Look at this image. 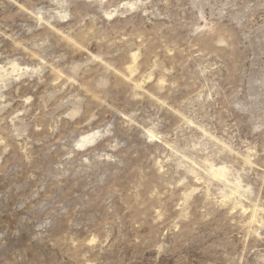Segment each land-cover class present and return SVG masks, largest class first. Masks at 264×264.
<instances>
[{
	"label": "rangeland",
	"instance_id": "obj_1",
	"mask_svg": "<svg viewBox=\"0 0 264 264\" xmlns=\"http://www.w3.org/2000/svg\"><path fill=\"white\" fill-rule=\"evenodd\" d=\"M0 264H264V0H0Z\"/></svg>",
	"mask_w": 264,
	"mask_h": 264
},
{
	"label": "bare ground",
	"instance_id": "obj_2",
	"mask_svg": "<svg viewBox=\"0 0 264 264\" xmlns=\"http://www.w3.org/2000/svg\"><path fill=\"white\" fill-rule=\"evenodd\" d=\"M220 167V166H219ZM212 168V167H211ZM222 168V167H221ZM223 172H224V170L222 171V170H218V167H217V170L215 171V173L217 174V175H223ZM225 174V173H224ZM234 183V182H233Z\"/></svg>",
	"mask_w": 264,
	"mask_h": 264
}]
</instances>
